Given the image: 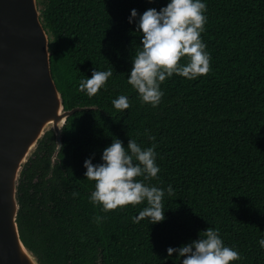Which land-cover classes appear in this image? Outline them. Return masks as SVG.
Segmentation results:
<instances>
[{"label": "trees", "instance_id": "obj_1", "mask_svg": "<svg viewBox=\"0 0 264 264\" xmlns=\"http://www.w3.org/2000/svg\"><path fill=\"white\" fill-rule=\"evenodd\" d=\"M169 2L39 0L65 108L91 107L68 118L53 170L56 142L48 131L20 178L21 236L42 264H181L167 249L209 227L240 253L230 264H264V0H202L211 71L195 80L166 78L153 107L127 83L142 47L138 20L129 18L132 9L142 15ZM94 69L113 75L90 98L79 84ZM120 95L129 109L114 108ZM116 138L125 147L131 138L142 148L156 144L160 171L145 183L165 193L162 222H133L146 202L108 212L90 202L95 189L85 160L102 163Z\"/></svg>", "mask_w": 264, "mask_h": 264}, {"label": "clouds", "instance_id": "obj_2", "mask_svg": "<svg viewBox=\"0 0 264 264\" xmlns=\"http://www.w3.org/2000/svg\"><path fill=\"white\" fill-rule=\"evenodd\" d=\"M206 11L207 6L202 0H170L159 11L150 8L142 15H138L136 9L131 10L129 22L138 20L136 32L142 33V47L135 51L127 83L143 103L158 106L164 95L160 86L174 74L195 80L211 71V57L201 38L207 23ZM112 75V70L94 69L91 78L80 81L79 91L91 98ZM112 104L118 111L131 106L126 95H120ZM148 139L155 141L150 134ZM155 148V143L142 148L132 138L125 147L116 138L103 150L102 163L93 164L91 158L86 159L85 176L94 182L95 189L91 192L90 202L101 205L104 212L146 202L138 216H133V222L139 223L144 219L152 224L162 222L165 219L162 204L165 193L161 188L145 183L157 178L160 171ZM167 191L168 195H173L171 186ZM72 195L76 197L79 193L73 191ZM101 219L95 217L96 221ZM259 245L264 248V239L259 240ZM167 252L169 257L178 253L181 264H230L241 258L237 250L225 246L219 230L212 227L200 232L199 239L179 248L169 247Z\"/></svg>", "mask_w": 264, "mask_h": 264}, {"label": "water", "instance_id": "obj_3", "mask_svg": "<svg viewBox=\"0 0 264 264\" xmlns=\"http://www.w3.org/2000/svg\"><path fill=\"white\" fill-rule=\"evenodd\" d=\"M41 14L39 0H0V264H42L21 236L20 178L48 131L53 170L68 118L91 108H65Z\"/></svg>", "mask_w": 264, "mask_h": 264}, {"label": "rangeland", "instance_id": "obj_4", "mask_svg": "<svg viewBox=\"0 0 264 264\" xmlns=\"http://www.w3.org/2000/svg\"><path fill=\"white\" fill-rule=\"evenodd\" d=\"M39 6H40V8H42V5L41 4H39Z\"/></svg>", "mask_w": 264, "mask_h": 264}]
</instances>
